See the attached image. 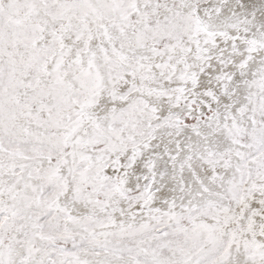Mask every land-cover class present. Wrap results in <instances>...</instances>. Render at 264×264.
Listing matches in <instances>:
<instances>
[{
	"label": "snow or ice",
	"instance_id": "obj_1",
	"mask_svg": "<svg viewBox=\"0 0 264 264\" xmlns=\"http://www.w3.org/2000/svg\"><path fill=\"white\" fill-rule=\"evenodd\" d=\"M0 264H264V0H0Z\"/></svg>",
	"mask_w": 264,
	"mask_h": 264
}]
</instances>
